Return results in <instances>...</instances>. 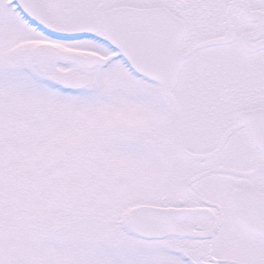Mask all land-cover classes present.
<instances>
[{"label":"rangeland","instance_id":"obj_1","mask_svg":"<svg viewBox=\"0 0 264 264\" xmlns=\"http://www.w3.org/2000/svg\"><path fill=\"white\" fill-rule=\"evenodd\" d=\"M86 45L48 40L0 0V264L156 262L121 222L202 164L177 153L179 126L191 153L206 144L190 129L186 89L176 120L160 88L120 62L85 71L84 88L53 84L73 69L43 51Z\"/></svg>","mask_w":264,"mask_h":264},{"label":"flooded vegetation","instance_id":"obj_2","mask_svg":"<svg viewBox=\"0 0 264 264\" xmlns=\"http://www.w3.org/2000/svg\"><path fill=\"white\" fill-rule=\"evenodd\" d=\"M34 1L43 9L50 26L61 34L42 31L21 13L17 0H6L28 27L48 40L93 44L77 51L55 47L43 51L48 65L73 69L66 76L53 73L52 78H66L64 84L54 83L62 89H77L69 86L72 75H81L85 87L88 70L61 59L62 53L98 56L106 61L96 62L93 68L114 62L127 65L107 45L101 26L105 13L118 9L156 10L178 23L184 30L180 51L186 61L173 94L175 97L180 87L186 89L190 129L206 139L204 152L192 154L209 157L196 160L202 164L181 177L170 194L154 203L138 205L191 211L185 218L181 215L176 234L153 240L135 236L127 228L131 209L121 222L123 231L139 244L155 246L153 255L158 259L150 260V264H264V238L240 227L232 206L236 192L240 194L239 206L253 204V193L264 196V0ZM177 108L169 113L176 120L183 112ZM187 129L177 128V153L184 161L179 140L184 131L188 150ZM192 143L198 145L197 141Z\"/></svg>","mask_w":264,"mask_h":264},{"label":"water","instance_id":"obj_3","mask_svg":"<svg viewBox=\"0 0 264 264\" xmlns=\"http://www.w3.org/2000/svg\"><path fill=\"white\" fill-rule=\"evenodd\" d=\"M21 11L42 29L61 34L50 26L43 9L34 0H17ZM101 26L109 47L118 52L129 70L136 76L160 87L163 98L172 109L177 106L174 90L178 84L180 73L184 68L186 56L180 51L184 30L178 23L156 10L133 11L118 9L102 16ZM60 58L90 69L96 62L106 64L98 56L83 57L75 54L62 53ZM106 66V65H102ZM54 83L64 84L66 78L54 77ZM69 86L82 88L85 80L81 75L68 78ZM253 139L255 134L251 133ZM225 142V139L223 143ZM222 143V144H223ZM179 152L186 161L202 160L209 156H195L187 150L186 134L181 132ZM239 192L232 196L234 218L237 224L250 234L264 238V196L251 194L253 204L240 205ZM191 211L153 206H138L130 210L127 217V228L135 236L142 239H162L176 234L178 222ZM250 213V215H247ZM246 215V216H245Z\"/></svg>","mask_w":264,"mask_h":264}]
</instances>
